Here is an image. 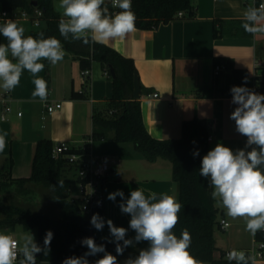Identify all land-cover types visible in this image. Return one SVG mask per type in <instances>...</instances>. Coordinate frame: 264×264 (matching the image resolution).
<instances>
[{
	"label": "crops",
	"instance_id": "0c3cea01",
	"mask_svg": "<svg viewBox=\"0 0 264 264\" xmlns=\"http://www.w3.org/2000/svg\"><path fill=\"white\" fill-rule=\"evenodd\" d=\"M191 1L196 8L195 17L185 15L151 30L135 27L125 38H117L106 45L134 60L141 87L146 90L140 98L143 119L153 137L179 139L185 120L198 118L214 123L219 119L221 125L215 136L211 133L208 151L217 143L233 150L245 141V137L236 131L235 122L230 119L237 105L231 102L232 97H225L222 92L231 69L225 68L215 77L214 59H230L232 68L248 71L252 80L249 89L258 85L257 75L264 76V69L257 70L264 68V34L252 35L245 32L242 23L228 22L243 21L247 7L253 3L258 6L264 0ZM58 5L59 0H53L55 11L62 16ZM215 28L224 31L217 38ZM65 53L64 59L56 65L47 60L40 61L45 65L38 75L47 82L46 101L33 98V77L26 70L15 89L5 91L0 87V135L6 133L7 140L5 150L0 152V167L12 158L13 179L28 178L37 143L43 139L54 144L66 142L75 149L91 151L95 155H108L112 170L106 184V221L111 219L115 226L128 229L126 238L133 239L136 233L129 227L131 216L119 207L121 197L111 201L107 199L108 194L121 190L127 199L132 190L139 188L145 195L151 192L168 194L178 201V184L173 180L172 164L164 159L149 163L130 143L93 140V111L105 109L113 95V82L105 76L107 69L98 62L93 63L89 75L83 76L80 62L67 51ZM6 93L12 112L8 120L2 121V99ZM75 93H82V98L73 97ZM47 103H62V108L47 114ZM96 233L102 241L113 239L106 223L103 230H96ZM252 242L255 243L254 236ZM133 245L138 252L149 246L147 241ZM216 253L215 258H219ZM258 264H264V261Z\"/></svg>",
	"mask_w": 264,
	"mask_h": 264
},
{
	"label": "clouds",
	"instance_id": "9594fccd",
	"mask_svg": "<svg viewBox=\"0 0 264 264\" xmlns=\"http://www.w3.org/2000/svg\"><path fill=\"white\" fill-rule=\"evenodd\" d=\"M111 4L112 8L121 11L113 15L105 0H59L58 8L62 9L63 16L58 22L60 35L65 40L71 37L85 45L90 40L107 44L125 38L135 30L132 0H111ZM241 26L249 34H264V3L250 4L243 13ZM0 35L7 40L6 44H0V87L5 91L15 89L26 70L33 77V98L46 101L47 82L38 75L45 65L40 61L47 60L52 65L61 62L66 54L61 41L55 37L45 38L43 32L38 34L39 38L25 37V29L12 20L0 25ZM230 91L231 102L237 105L230 119L235 122L236 131L247 138L245 148L251 150L234 152L217 143L202 157L200 175L210 179L212 198L226 210L227 216L244 218L246 230L255 236L264 231V94L246 86H233ZM6 146L5 133L0 135V152ZM193 155L198 156L199 151ZM59 184L63 187L64 182L59 181ZM117 196L122 200L120 210L131 216L129 227L135 231V237L126 239L128 229L115 226L111 219L103 220L98 213L92 215L90 223L98 231L107 224L113 238L108 242L115 244L117 255H123L134 242H148L147 248L141 249L135 258L126 259L124 264H204L189 252V232L182 231L180 237L173 232L182 207L174 196L156 192L145 195L137 188L127 199L121 190L109 193L107 199L115 201ZM52 239L50 230L46 232L43 246L35 241L31 232L24 233L20 240L11 234L0 233V264H17L19 256H22L19 264H37V254L48 255ZM80 243L88 251L80 257L65 258L62 264H89L88 257L98 253L103 256L94 264H118L117 256L107 252L105 245L97 244L94 238L85 237ZM226 259L229 264H258L255 255L237 249L228 252Z\"/></svg>",
	"mask_w": 264,
	"mask_h": 264
},
{
	"label": "trees",
	"instance_id": "16d2710c",
	"mask_svg": "<svg viewBox=\"0 0 264 264\" xmlns=\"http://www.w3.org/2000/svg\"><path fill=\"white\" fill-rule=\"evenodd\" d=\"M34 1H37V6L33 5ZM0 8L9 14L16 9L25 10L30 14L36 9L41 10L45 19V27L31 30L25 34V37L31 35L39 38L38 34L43 32L45 38L59 39L63 49L80 62L82 70L90 69L95 62L109 71L110 67L114 69L116 76L113 78L110 74L113 82V95L105 109H94L93 111V140L112 139L116 143L133 144L149 163H154L158 159L170 161L173 180L178 184V202L182 205L178 214L179 222L173 229L174 234L180 237L182 231L187 230L191 236L189 252L204 264H229L224 251L220 253L219 258H215V253L219 251L216 231L224 230L220 225L219 209L211 195L213 187L210 180L200 175L201 160L208 152L213 121L198 118L185 120L182 123V136L179 139L162 140L153 137L144 123L141 101L133 96L134 77L137 73L133 59L123 57L106 44L90 40L89 44L85 45L82 41L72 40L71 37L65 40L58 30V22L63 17L55 11L53 0H0ZM131 10L136 17L135 27L143 30L155 29L161 24L169 23L176 19L179 12H184L191 18L196 16V8L191 0H132ZM236 22L242 23V21H229L228 23ZM221 32H224L222 28H215V38ZM6 43V38L0 35V44ZM214 63L231 69L229 81L222 91L225 97H232L230 89L233 86L251 87L252 80L247 70L232 68L231 60L227 58H215ZM263 69L257 68V70ZM256 78L258 86L264 87V76L259 74ZM142 90L145 94L146 90ZM82 96V93L73 95L75 98H82ZM53 147L54 143L51 140L38 141L32 174L29 178L13 179L11 174L13 160L8 158L0 167V196L14 184L24 185L29 182L42 184L54 190L62 216L54 218L44 212H33L19 206L5 205L0 197V213L5 216L0 219V230L8 228L15 231L18 225H21L25 231L36 228L38 230L37 243L40 246H43L46 232L52 231L50 252L48 255L37 254V264L57 263L68 257L82 256L88 251L87 247L80 243L85 237H92L97 244H104L107 252L117 256L118 264H124L129 257L138 256L139 252L134 245L127 247L123 255H117L114 243L98 238L96 229L80 210V199L70 197V187L75 181L70 176L71 170L66 162L53 159ZM197 150L199 155L194 156L193 153ZM59 181L64 182L63 187L60 186ZM22 190L24 193L29 192L25 188ZM254 239L264 241V231L258 232ZM102 256L103 253H98L93 258L97 260Z\"/></svg>",
	"mask_w": 264,
	"mask_h": 264
},
{
	"label": "built area",
	"instance_id": "2783aa9c",
	"mask_svg": "<svg viewBox=\"0 0 264 264\" xmlns=\"http://www.w3.org/2000/svg\"><path fill=\"white\" fill-rule=\"evenodd\" d=\"M105 5L110 9L112 14L121 11L118 8H112L111 0H105ZM259 5V4H258ZM185 16L184 12H179L176 18H182ZM12 20L18 25L21 23H30L39 26L40 22H45L43 17V12L36 9L33 13H28L22 9H16L11 14L0 8V24H4L7 21ZM225 66L222 64H217L214 67V76L218 77L221 72L225 70ZM83 76L90 74V69H85L82 71ZM105 76L110 77V71L107 69L105 71ZM264 87H259L258 85L254 87L253 91L262 94ZM158 97V94L154 95ZM9 94L6 93L2 99L4 105V112L1 115V120H8V115L12 112V107L8 105L7 99ZM62 108V103L46 104L45 113L53 114L57 110ZM19 116L22 115L21 112L18 113ZM211 138L209 137V141ZM53 159L64 160L71 170V177L78 184L79 188V199L80 210L83 215L90 221L93 214H99L103 220L106 221V184L109 175L112 170V160L108 155H95L91 151H85L82 149H75L66 142H58L54 144L53 147ZM99 202V205H98ZM221 228L225 231L230 227V223L222 218L220 219ZM231 250L225 252V258L227 253ZM248 254L255 255L258 262L264 261V241H256L251 248L243 250ZM21 256L18 257V260ZM89 264H94L96 261L93 256L90 257ZM43 264H62V262H45Z\"/></svg>",
	"mask_w": 264,
	"mask_h": 264
},
{
	"label": "rangeland",
	"instance_id": "374dc122",
	"mask_svg": "<svg viewBox=\"0 0 264 264\" xmlns=\"http://www.w3.org/2000/svg\"><path fill=\"white\" fill-rule=\"evenodd\" d=\"M45 22L41 21L39 26L35 24L21 23L18 26H22L25 29V34H28L31 30H38L45 27ZM219 125H221V120L217 119L213 123V128L211 133L213 136L219 130ZM245 137V136H244ZM247 138L245 141L239 143L236 148L233 149L235 152L237 149L242 147L248 151L250 148H245ZM32 174V172H31ZM31 176V175H30ZM29 176V177H30ZM71 176V175H70ZM28 177V178H29ZM28 189V193H24L22 189ZM79 196V188L76 182L72 183L70 187V197L75 198ZM1 200L5 205H15L22 208L29 209L33 212H44L50 214L54 218H60L62 216V211L57 204L55 192L53 189L43 186L42 184H35L33 182L26 183L24 185L14 184L10 189L1 194ZM216 207L219 209L220 219L223 217L230 223V227L225 231H216L217 236V246L219 251L216 253L220 255L222 251L226 250H244V247L251 248L253 245V235L246 230V221L244 218L233 219L226 214V210L216 203ZM5 216L0 213V219ZM31 232L34 235L35 241L38 240V230L31 229L29 231H24L21 225H18L15 231L11 229H1L0 233L11 234L15 233V238L20 240V237L26 233ZM22 259V256L21 258ZM208 264V263H205Z\"/></svg>",
	"mask_w": 264,
	"mask_h": 264
},
{
	"label": "water",
	"instance_id": "95a60500",
	"mask_svg": "<svg viewBox=\"0 0 264 264\" xmlns=\"http://www.w3.org/2000/svg\"><path fill=\"white\" fill-rule=\"evenodd\" d=\"M33 5L37 6L38 5L37 1H34ZM110 74L112 75L113 78L116 76L115 75V71H114V69L112 67H110ZM141 95H142L141 81H140L138 73H136L135 77H134L133 96H134L135 99H140Z\"/></svg>",
	"mask_w": 264,
	"mask_h": 264
}]
</instances>
